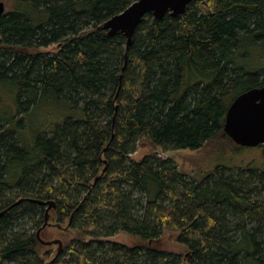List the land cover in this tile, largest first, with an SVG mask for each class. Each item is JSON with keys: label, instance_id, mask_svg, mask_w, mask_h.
<instances>
[{"label": "trees", "instance_id": "16d2710c", "mask_svg": "<svg viewBox=\"0 0 264 264\" xmlns=\"http://www.w3.org/2000/svg\"><path fill=\"white\" fill-rule=\"evenodd\" d=\"M14 1L0 17V264H264V168L192 183L157 153L245 150L223 128L264 86V0L149 14L128 48L104 24L137 0ZM64 222L53 256L42 237ZM120 233L134 245H107Z\"/></svg>", "mask_w": 264, "mask_h": 264}, {"label": "water", "instance_id": "95a60500", "mask_svg": "<svg viewBox=\"0 0 264 264\" xmlns=\"http://www.w3.org/2000/svg\"><path fill=\"white\" fill-rule=\"evenodd\" d=\"M195 0H137L120 14L112 17L104 24V29L110 36L122 33L128 48L134 34L147 15H152L157 21L165 16L179 17ZM5 15V4L0 2V17ZM224 132L236 145L243 148L264 147V86L255 88L238 96L227 111ZM42 206L55 208L54 202H42ZM48 225V217L42 229ZM41 230L37 236L40 238ZM50 245V243H47Z\"/></svg>", "mask_w": 264, "mask_h": 264}, {"label": "rangeland", "instance_id": "374dc122", "mask_svg": "<svg viewBox=\"0 0 264 264\" xmlns=\"http://www.w3.org/2000/svg\"><path fill=\"white\" fill-rule=\"evenodd\" d=\"M5 4V15L13 11L15 7L14 0H0ZM41 52L46 53H56L58 50L55 46H51L46 49H41ZM8 103H11V100L7 99ZM5 103L3 104V106ZM31 110V109H30ZM224 146L220 145L219 143L215 144V147L218 148H209L207 150H181V151H174V152H164L162 150H158V156L162 160H171L173 164L177 167L179 173L184 176V178L188 182L196 183L198 180L206 178L208 175L213 173L218 166H224L230 168L232 170H236L237 168H242L247 165H253L255 167H262L264 168V153H261V149L257 148H245V150L236 153L234 147H231L228 142H223ZM148 151L147 148L138 149V151L134 152L130 155L129 161L137 162L140 161ZM238 170V169H237ZM236 171H234L235 173ZM25 230L29 231L30 233L36 232L33 229V225L31 222H25ZM52 224V223H51ZM53 225V224H52ZM68 224L64 222L60 229L54 230L53 228L47 232L43 239L47 241H51L49 247H46L44 250L45 252H50L53 256L58 252L59 247L58 244L60 241H64V234L67 231ZM68 240L75 237L74 232H70ZM176 235L170 231H166L164 234L162 244L166 250L178 252L179 248L176 244ZM108 243L107 245L111 244H121V245H134L135 241L131 239L125 233L117 234L106 240ZM175 241V242H174ZM170 246L167 248L165 244ZM173 242V247H172ZM176 244V245H175ZM51 255V256H52ZM186 264V262L184 263Z\"/></svg>", "mask_w": 264, "mask_h": 264}, {"label": "bare ground", "instance_id": "6f19581e", "mask_svg": "<svg viewBox=\"0 0 264 264\" xmlns=\"http://www.w3.org/2000/svg\"><path fill=\"white\" fill-rule=\"evenodd\" d=\"M45 134V133H44ZM17 206V205H16ZM2 216V215H1ZM38 233V232H37Z\"/></svg>", "mask_w": 264, "mask_h": 264}]
</instances>
